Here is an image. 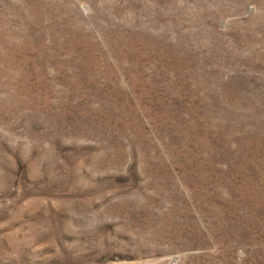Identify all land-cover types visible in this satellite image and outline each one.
<instances>
[{"label":"rangeland","instance_id":"obj_1","mask_svg":"<svg viewBox=\"0 0 264 264\" xmlns=\"http://www.w3.org/2000/svg\"><path fill=\"white\" fill-rule=\"evenodd\" d=\"M0 264H264V0H0Z\"/></svg>","mask_w":264,"mask_h":264}]
</instances>
